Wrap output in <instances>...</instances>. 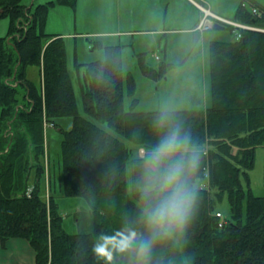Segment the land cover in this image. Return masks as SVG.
<instances>
[{
  "label": "trees",
  "instance_id": "1",
  "mask_svg": "<svg viewBox=\"0 0 264 264\" xmlns=\"http://www.w3.org/2000/svg\"><path fill=\"white\" fill-rule=\"evenodd\" d=\"M240 2L234 20L254 28L226 23L233 38L208 41L206 100L173 108L206 152L197 174L203 199L183 233L154 246L149 264H264V192L253 193L249 175L257 148L264 146V6L251 3L259 10L254 13ZM34 3L0 0V18H9L0 36V245L4 248L9 238L26 239L34 264H138L120 243L129 228L143 232L127 167L133 181L131 163L139 148L156 143L151 122L159 109L137 108L135 76L123 69L120 44L92 40L94 49L104 48L103 58L79 61L74 54L69 66L66 37L48 33L45 26L53 6L75 11L77 0ZM198 38L193 33L195 42ZM147 52L132 53L140 73L153 81L181 64L163 59L150 64ZM104 58L110 78L100 85L93 70ZM31 65L38 69L39 83L28 77ZM68 115L71 127L65 129L58 121ZM45 122L62 137L56 174L47 176L48 197L41 162ZM60 196H78L90 208L75 216L77 231L64 227ZM224 199L230 213L220 226L216 211ZM101 245L111 260L97 254Z\"/></svg>",
  "mask_w": 264,
  "mask_h": 264
},
{
  "label": "clouds",
  "instance_id": "2",
  "mask_svg": "<svg viewBox=\"0 0 264 264\" xmlns=\"http://www.w3.org/2000/svg\"><path fill=\"white\" fill-rule=\"evenodd\" d=\"M107 58L93 70L97 83L106 85L110 78ZM156 143L134 157L131 167L136 175L131 190L138 196V223L143 232L129 228L121 240V250L132 251L138 264H149L154 246L183 233L198 213L203 197L197 174L204 148L192 141L173 108L163 105L152 119ZM97 254L111 260L105 246Z\"/></svg>",
  "mask_w": 264,
  "mask_h": 264
},
{
  "label": "rangeland",
  "instance_id": "3",
  "mask_svg": "<svg viewBox=\"0 0 264 264\" xmlns=\"http://www.w3.org/2000/svg\"><path fill=\"white\" fill-rule=\"evenodd\" d=\"M34 0H24V3L27 5L31 3ZM47 0H35L34 5L39 4L41 2H45ZM93 1V2H92ZM214 3V7L219 8V7H229L230 6V0H211ZM87 2H88V7H87ZM239 2V1H238ZM247 2L248 7H251V3L253 2H258L259 6L262 5L264 6V0H245ZM241 3V2H239ZM238 3V4H239ZM96 6V7H95ZM67 7V6H64ZM67 10H63L62 13H58L56 15L57 21L53 25L54 28H57L59 30H66L69 33H71L70 36H74L73 32L76 31H81L86 29V26L84 25L83 18L86 20H90L87 13H91V15H96L98 12L102 10L100 7V0L95 1V0H79V3H77V7L75 8V11L73 10L72 14V9L67 7ZM89 9V11H88ZM202 12L205 10H209L207 6L201 8ZM52 17V21L53 22ZM65 20L67 21L68 25H65L66 23L61 24L60 20ZM212 19V18H211ZM202 19H200V22L198 25H201L203 28V23ZM209 23V22H207ZM9 28V18L8 16L0 18V36H3L6 34L7 30ZM96 30H102L104 29L102 25L96 26ZM111 28V27H110ZM109 28V29H110ZM49 30V29H48ZM56 31V30H54ZM210 33L214 34V37L212 38H218L221 40H227L230 38H233L232 33L229 28H220V29H212L209 28V30L204 31V36H200V40L195 42L193 39V34H188V33H182L180 36H175L174 40L175 42H171L169 45L170 48V57H173L170 59L171 61H180L181 54L184 53L183 49H189L190 47H194L195 45V50L193 51V56L189 58V62L191 63L182 65V66H176V68H171L166 76L162 79H159V81H153L150 78H146L140 73L138 65L135 63H128V55L129 53V48L127 46L124 47L123 53L125 54L124 56V65H125V70L127 69H133L134 73L133 76H135V81H136V88H137V97L141 99V104L137 105V108L143 109V110H149V109H160L161 106L163 105H168L171 108H183V107H192L193 105L188 104L186 101L188 100L187 97H185L186 94H189L191 92H196L197 90L193 88L191 84L194 82H200L203 83V87H208L205 79L203 80V77L207 75L208 77V62H207V57L205 59V65L206 69L201 70V67L203 66V63L200 61V56L199 53L202 51L203 47L207 49L208 45V40L212 39L210 37ZM68 36V35H66ZM93 39L96 40H106L104 43H111L109 40L110 37L106 34H99L98 37H93ZM177 39V40H176ZM81 42H78L77 46V56L80 61H89L92 59H100L103 58L104 56V48H98L96 47L93 51L90 50L88 47V44L84 41L83 39H80ZM66 44H67V51H68V56H69V66L71 64L73 65V62L75 61V44H74V37H66ZM181 46H177V45ZM132 47V46H131ZM134 51H138L137 45L133 46ZM127 50V52H125ZM147 52V61L151 64H157L159 60L157 61L155 58L151 56V49H146ZM145 51V52H146ZM188 51V50H187ZM186 51V52H187ZM157 52L161 53L160 50ZM163 56V54H162ZM206 56V55H204ZM150 57V58H149ZM28 74L29 77L32 78L34 81H40L39 80V74H38V69L35 65L31 66L28 68ZM76 82V81H75ZM75 90H76V96H77V102H78V107L80 109L83 108V102L81 100V93L79 90V86L77 82L75 83ZM65 129H68L71 127V117L64 116L58 121ZM102 126H106L104 122H100ZM45 135L44 138L46 140V144H44L45 150L43 158L41 162L44 164V169L46 173L45 177V196L48 197V191H49V184H48V178L50 177V174L55 175L56 168L59 164V157H60V141H61V135L58 131V129H55L54 127L50 126L49 124L45 126ZM113 133H116L113 132ZM117 134V133H116ZM49 143V149H47V145ZM256 160H255V167L252 169L249 174L252 176V183L251 187L253 190L254 194H262L264 192V187H263V169H264V164H263V157H264V152L262 151V148H257L256 150ZM32 162V160H30ZM128 169V177H127V185L128 188H131V169L127 167ZM48 170V171H47ZM52 170V172H50ZM33 172V171H32ZM49 176V177H47ZM59 196V195H58ZM59 202H60V207H61V213L64 217V227L67 231L73 232L77 231V222H76V215L80 211H83V209H89V206L86 204L85 201H83L80 197L78 196H60L58 197ZM229 205L228 201L224 199V202L220 204V210L221 212H224L226 215L230 213L229 211ZM26 242H28L26 239L22 237H18ZM2 247V245H1ZM3 248V247H2Z\"/></svg>",
  "mask_w": 264,
  "mask_h": 264
},
{
  "label": "crops",
  "instance_id": "4",
  "mask_svg": "<svg viewBox=\"0 0 264 264\" xmlns=\"http://www.w3.org/2000/svg\"><path fill=\"white\" fill-rule=\"evenodd\" d=\"M238 1L240 2L241 0H230V6L228 8H216L213 6L214 3L211 0H100V7L102 8V10L96 15L87 13L90 20H86L83 18L86 29L73 32L74 36H70L71 33H69L68 31L66 32V30L61 31L57 28H54L53 25L58 19L53 15H56L58 13L61 14L63 10H67V7H64V5H56L52 7L50 13L48 14L45 29L48 33L51 34L57 33L62 37H74V42L76 44L75 56H77L78 54L77 46L78 42H81V38L83 39L82 41L88 44L90 50L93 51L94 48L91 46V41L95 40L93 39V37H98L99 34L108 35L110 39H113H108V41H112L111 43H104L106 40L103 39H100V41L101 43H103V45H122V65L124 70V47L127 46L129 48L128 51L130 54L127 58L128 63H134L135 65L136 59L132 53L134 51V45H137L138 49H140L138 51L141 52L146 51V49L148 48L151 49L153 53L156 52L158 59H156L155 57L153 58H155L157 61L163 59V61L169 63H181L179 66L186 64L190 65L191 63L189 62V58L193 56V51H196L195 46H192L189 49L184 48V53L181 54L180 61L170 60L173 57H170L171 54L169 45L171 42H175L174 37L180 36V34L182 33H196L199 36L197 41H199L200 36H204V31L209 30L206 28H204L203 30H199L197 27L200 19H202L204 16V12H202L201 8L207 6L213 14L215 13L225 20H234V13L237 7L240 5ZM77 3H79V0H77ZM52 17H54L53 22H51ZM60 22L63 25L64 23H66L65 25H68L67 21L63 19L60 20ZM99 25H102L104 29L96 30V26ZM209 35L211 38L214 37L213 33H210ZM158 50L162 52L163 56L161 53L157 52ZM125 52H127V50H125ZM199 56L200 61L203 63L201 70H205L206 67H204V65L206 57L208 60V50L203 47L202 51H200L199 53ZM28 68L27 72L29 71ZM127 70H131L134 73L133 69ZM40 79L41 78H39V80ZM204 79L206 83H208L207 75L203 77V80ZM36 83H39V81H36ZM203 83L204 81H202V84H200L198 80V82H194L193 84H191L197 91L185 95V97H187L188 99L186 101L188 104L195 105L197 103L199 104V102L203 103V101L206 100L207 86L203 87ZM140 102L141 99L138 102L139 105L141 104ZM260 148H262V151L264 152V146ZM5 244L6 245L4 248H2L0 245V264H34L35 255L33 253L32 247L28 242L15 237L7 239Z\"/></svg>",
  "mask_w": 264,
  "mask_h": 264
},
{
  "label": "built area",
  "instance_id": "5",
  "mask_svg": "<svg viewBox=\"0 0 264 264\" xmlns=\"http://www.w3.org/2000/svg\"><path fill=\"white\" fill-rule=\"evenodd\" d=\"M255 11H256L255 8H253V12H255ZM204 22H205V23H204ZM207 22H209V23H207ZM203 23H204V24H203ZM203 23H202V24H203L204 26H207V25H210L211 22H210L208 19H205V20L203 21ZM200 26H201V25H200ZM242 26H244L245 28H249V29H250V28H254V27L251 26V25H250V26L242 25ZM201 27H202V26H201Z\"/></svg>",
  "mask_w": 264,
  "mask_h": 264
},
{
  "label": "water",
  "instance_id": "6",
  "mask_svg": "<svg viewBox=\"0 0 264 264\" xmlns=\"http://www.w3.org/2000/svg\"><path fill=\"white\" fill-rule=\"evenodd\" d=\"M214 28H223L224 26L218 22H215V24L213 25Z\"/></svg>",
  "mask_w": 264,
  "mask_h": 264
}]
</instances>
